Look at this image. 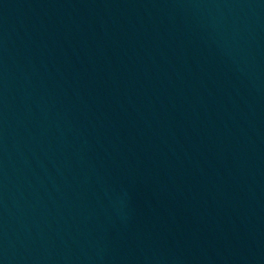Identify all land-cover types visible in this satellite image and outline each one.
Instances as JSON below:
<instances>
[{"label": "water", "instance_id": "1", "mask_svg": "<svg viewBox=\"0 0 264 264\" xmlns=\"http://www.w3.org/2000/svg\"><path fill=\"white\" fill-rule=\"evenodd\" d=\"M0 264H264V0H0Z\"/></svg>", "mask_w": 264, "mask_h": 264}]
</instances>
